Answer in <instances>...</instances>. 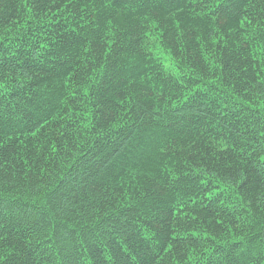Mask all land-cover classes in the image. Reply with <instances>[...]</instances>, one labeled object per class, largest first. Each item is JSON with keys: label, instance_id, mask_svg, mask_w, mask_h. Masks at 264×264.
Wrapping results in <instances>:
<instances>
[{"label": "trees", "instance_id": "trees-1", "mask_svg": "<svg viewBox=\"0 0 264 264\" xmlns=\"http://www.w3.org/2000/svg\"><path fill=\"white\" fill-rule=\"evenodd\" d=\"M0 264H264V0H0Z\"/></svg>", "mask_w": 264, "mask_h": 264}, {"label": "rangeland", "instance_id": "rangeland-1", "mask_svg": "<svg viewBox=\"0 0 264 264\" xmlns=\"http://www.w3.org/2000/svg\"><path fill=\"white\" fill-rule=\"evenodd\" d=\"M154 52L156 53L157 56H159L162 59L166 68L169 69L171 65V60L169 59V56L165 52L161 51L159 48H155Z\"/></svg>", "mask_w": 264, "mask_h": 264}]
</instances>
